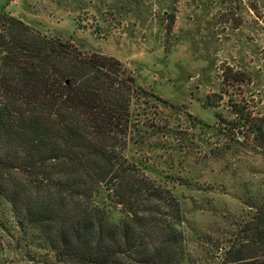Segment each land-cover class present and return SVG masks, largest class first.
I'll use <instances>...</instances> for the list:
<instances>
[{"label":"trees","instance_id":"obj_1","mask_svg":"<svg viewBox=\"0 0 264 264\" xmlns=\"http://www.w3.org/2000/svg\"><path fill=\"white\" fill-rule=\"evenodd\" d=\"M0 15V195L17 226L62 264H190L179 199L131 150L162 131L167 102L119 59L32 33L4 7ZM234 113L216 128L223 145L264 159V117ZM258 185L218 264H264Z\"/></svg>","mask_w":264,"mask_h":264},{"label":"rangeland","instance_id":"obj_2","mask_svg":"<svg viewBox=\"0 0 264 264\" xmlns=\"http://www.w3.org/2000/svg\"><path fill=\"white\" fill-rule=\"evenodd\" d=\"M2 7L32 33L119 59L167 102L162 131L143 133L131 150L179 199L190 264L222 261L247 217L249 188L264 183L258 150L228 149L216 132L234 108L264 117V0H0ZM50 255L0 195V264H62Z\"/></svg>","mask_w":264,"mask_h":264}]
</instances>
